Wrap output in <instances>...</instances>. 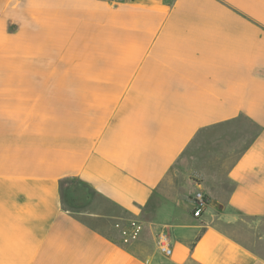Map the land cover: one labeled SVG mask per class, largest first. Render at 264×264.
Masks as SVG:
<instances>
[{"label": "crops", "instance_id": "0c3cea01", "mask_svg": "<svg viewBox=\"0 0 264 264\" xmlns=\"http://www.w3.org/2000/svg\"><path fill=\"white\" fill-rule=\"evenodd\" d=\"M0 264H264V0H0Z\"/></svg>", "mask_w": 264, "mask_h": 264}, {"label": "built area", "instance_id": "2783aa9c", "mask_svg": "<svg viewBox=\"0 0 264 264\" xmlns=\"http://www.w3.org/2000/svg\"><path fill=\"white\" fill-rule=\"evenodd\" d=\"M113 2H120L122 0H111ZM193 211L192 214L194 217H199L203 212L205 206L208 203V197L201 191L197 190L193 195ZM118 226V224H116ZM142 228V224L134 219H130L127 223V227L121 228V235L124 241H128L131 238H136ZM156 244L160 251L165 254L171 252V246L169 242V237L166 232H160L156 238Z\"/></svg>", "mask_w": 264, "mask_h": 264}]
</instances>
